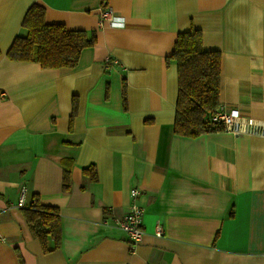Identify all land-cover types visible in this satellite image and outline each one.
Wrapping results in <instances>:
<instances>
[{"label":"crops","instance_id":"crops-1","mask_svg":"<svg viewBox=\"0 0 264 264\" xmlns=\"http://www.w3.org/2000/svg\"><path fill=\"white\" fill-rule=\"evenodd\" d=\"M101 1L0 0V264H264V137L174 134L165 63L179 32L199 30L220 53V105L264 124V0H106L111 22ZM32 4L48 24L95 32L74 68L6 58ZM22 189L26 205L58 209L57 249L30 233ZM133 202L136 245L115 226Z\"/></svg>","mask_w":264,"mask_h":264},{"label":"trees","instance_id":"trees-1","mask_svg":"<svg viewBox=\"0 0 264 264\" xmlns=\"http://www.w3.org/2000/svg\"><path fill=\"white\" fill-rule=\"evenodd\" d=\"M21 30L6 51V58L34 62L43 69H72L82 50L96 43L94 31L68 30L62 24L46 23L44 9L37 4L26 10ZM170 62L174 63L177 75L174 134L194 138L222 131L221 126L211 121L220 106V53L204 50L200 31L192 28L177 34L170 55L165 57V63ZM82 175L88 182L97 180L93 165L84 167ZM70 186V167L63 165L62 191L68 192ZM23 215L30 233L42 242L44 251L59 247L61 231L57 208L41 205L33 195L23 207ZM48 237L53 240L50 248L46 245Z\"/></svg>","mask_w":264,"mask_h":264},{"label":"built area","instance_id":"built-area-1","mask_svg":"<svg viewBox=\"0 0 264 264\" xmlns=\"http://www.w3.org/2000/svg\"><path fill=\"white\" fill-rule=\"evenodd\" d=\"M102 11L100 13L101 21L111 22L110 10L107 7V1L102 0L100 5ZM102 23H100L101 25ZM211 121L221 126L224 131H228L234 135L250 134L264 137V124L259 123L253 118L244 117L237 110L227 111L222 105L219 106L215 114L211 117ZM137 189H131L130 193L133 197L138 195ZM25 190L22 189L17 201V207H24ZM144 210L137 203L133 202L129 206L128 212L121 218L115 220V226L120 229L128 238L132 245L139 243L143 236L142 216ZM162 224L158 221L155 224L154 234L157 237L162 236ZM1 238V237H0Z\"/></svg>","mask_w":264,"mask_h":264}]
</instances>
